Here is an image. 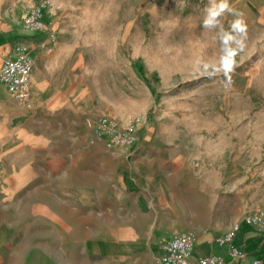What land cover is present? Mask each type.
Returning a JSON list of instances; mask_svg holds the SVG:
<instances>
[{
  "label": "rangeland",
  "instance_id": "rangeland-1",
  "mask_svg": "<svg viewBox=\"0 0 264 264\" xmlns=\"http://www.w3.org/2000/svg\"><path fill=\"white\" fill-rule=\"evenodd\" d=\"M55 1L33 33L20 24L24 0H0V64L23 47L38 62L31 107L0 87V264H154L173 231L200 242L253 226L246 217L264 209V0H229L222 28L247 26L234 54L203 27L209 0ZM101 114L134 122L135 146L90 143Z\"/></svg>",
  "mask_w": 264,
  "mask_h": 264
},
{
  "label": "built area",
  "instance_id": "built-area-1",
  "mask_svg": "<svg viewBox=\"0 0 264 264\" xmlns=\"http://www.w3.org/2000/svg\"><path fill=\"white\" fill-rule=\"evenodd\" d=\"M58 5L55 0H26L22 15V26L27 31L44 29L45 14L53 15ZM34 57L30 51L19 48L16 55L4 59L0 69V80L20 103L31 106L30 81L34 68ZM138 140L134 122H124L112 114H101L94 122L90 143L108 147L135 146ZM251 225H264V209L258 206L246 217ZM236 229L218 231L211 239L215 247L211 252H197L198 238L190 230H177L168 234L160 243V264H191L194 259L200 264H260L261 258L253 263L247 260V252L238 241Z\"/></svg>",
  "mask_w": 264,
  "mask_h": 264
},
{
  "label": "clouds",
  "instance_id": "clouds-1",
  "mask_svg": "<svg viewBox=\"0 0 264 264\" xmlns=\"http://www.w3.org/2000/svg\"><path fill=\"white\" fill-rule=\"evenodd\" d=\"M226 13L235 14L229 0H209L208 6L205 8L203 27L207 30H218L222 49L224 45H228V48L234 54L235 49L233 46L242 48L244 45L247 26L243 19L237 18L231 21L230 30H224L221 17ZM220 66L225 74L232 71L234 68L233 55L225 52L220 58Z\"/></svg>",
  "mask_w": 264,
  "mask_h": 264
},
{
  "label": "crops",
  "instance_id": "crops-1",
  "mask_svg": "<svg viewBox=\"0 0 264 264\" xmlns=\"http://www.w3.org/2000/svg\"><path fill=\"white\" fill-rule=\"evenodd\" d=\"M25 4H26V0H24V2L22 3V6ZM24 11L25 10L23 9V12H22L21 17H20V24H22V15H23ZM50 16H52V15H49L46 13L45 14V20L47 21V19L51 18ZM42 30L43 29L33 30L30 32L38 33ZM34 48H35V50H40V52L42 51L41 49L37 48V45H35ZM10 54H12V53L10 52ZM32 55H33L34 61H35L34 67L36 65V68H37L38 62L36 63V55L35 54H32ZM39 55H40V57H43L44 59H46V56L44 53L39 54ZM10 56H14V55H10ZM10 56H7V57H10ZM4 59H2V61H1L0 69H1V66H2ZM0 87L3 88L4 90H6L8 93H10L7 90V88L4 86V84L1 82V80H0ZM35 88H37L39 90V86L35 85ZM32 97L33 96L31 95V102L33 101ZM24 106H26V105H24ZM26 107H28V106H26ZM29 107H31V106H29ZM263 230H264V225H253V226H250L248 228L247 227H245V228L239 227L237 230L238 241L244 246V249L247 252V260L251 263H253L254 259H257L260 257L259 254L261 253V249H263L262 245H263L264 236L261 234V232ZM211 239H212V237L209 240H205V241L202 240L200 242L198 241L197 252H201V250L202 251L204 250L206 252L214 251L215 247L212 245ZM160 251H161V246H160ZM159 254H160V252H159ZM154 264H160L159 263V257ZM191 264H199V263L196 261V259H194ZM260 264H263V263H260Z\"/></svg>",
  "mask_w": 264,
  "mask_h": 264
},
{
  "label": "trees",
  "instance_id": "trees-1",
  "mask_svg": "<svg viewBox=\"0 0 264 264\" xmlns=\"http://www.w3.org/2000/svg\"><path fill=\"white\" fill-rule=\"evenodd\" d=\"M237 235V234H236Z\"/></svg>",
  "mask_w": 264,
  "mask_h": 264
}]
</instances>
